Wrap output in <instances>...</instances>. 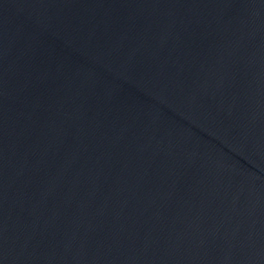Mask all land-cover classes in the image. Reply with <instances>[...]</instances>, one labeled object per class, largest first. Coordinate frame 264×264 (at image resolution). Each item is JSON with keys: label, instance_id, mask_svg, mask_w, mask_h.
<instances>
[{"label": "water", "instance_id": "water-1", "mask_svg": "<svg viewBox=\"0 0 264 264\" xmlns=\"http://www.w3.org/2000/svg\"><path fill=\"white\" fill-rule=\"evenodd\" d=\"M0 264H264V0H0Z\"/></svg>", "mask_w": 264, "mask_h": 264}]
</instances>
